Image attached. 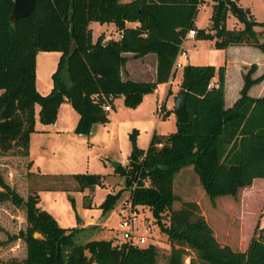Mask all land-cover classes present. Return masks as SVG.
<instances>
[{
  "label": "trees",
  "instance_id": "16d2710c",
  "mask_svg": "<svg viewBox=\"0 0 264 264\" xmlns=\"http://www.w3.org/2000/svg\"><path fill=\"white\" fill-rule=\"evenodd\" d=\"M233 2L212 0L208 26L196 28V0H34L30 12L13 24L10 0H0V154L28 157L36 105L39 122L47 125L54 122L58 105L68 102L77 114L73 131L78 134H87L93 123L107 122L119 97L123 106L136 107L144 94L173 77V62L189 29L195 39L213 40L215 48L245 44L264 53L261 34L254 30L264 28V22L255 21L248 9L234 11ZM229 14L241 28L225 27ZM91 22L112 23L118 37L104 41L99 34L92 41ZM37 51L59 53L46 94L35 87ZM127 52L135 57L154 54L152 81L122 78ZM252 68L243 74L239 97L225 108L224 66L183 65L176 95L185 91L186 120L175 122L173 132L152 133L144 149L136 147L133 132L126 165L114 168L124 177L131 205L147 208L166 235L167 264H264V225L238 251L216 240L196 202L183 200L172 208V180L184 166H191L210 200L225 195L235 199L254 178H264V96L247 94L260 80L251 78ZM213 78L217 87H207ZM70 177L79 191L102 184L99 174ZM118 193L106 194L101 207L109 208ZM37 196L34 191L23 198L0 175V203L23 206L25 221L22 230L7 238H21L24 254L4 264H156L152 243H76L77 228L59 226L36 206Z\"/></svg>",
  "mask_w": 264,
  "mask_h": 264
},
{
  "label": "rangeland",
  "instance_id": "374dc122",
  "mask_svg": "<svg viewBox=\"0 0 264 264\" xmlns=\"http://www.w3.org/2000/svg\"><path fill=\"white\" fill-rule=\"evenodd\" d=\"M239 2L241 6L249 7L254 19L264 21V0ZM211 3L212 0H206L198 8L193 21L196 28L208 26ZM233 3L239 7L237 0ZM234 24V17L229 14L225 19V27L233 29ZM90 27L94 39L102 31L105 35H109L112 30V25H101L97 22L91 23ZM183 46L186 55L177 59L182 66L188 63L217 65L223 63L226 51L224 48H215L213 40H194L185 37ZM58 56L59 53L55 51L36 52L35 87L41 94H46L51 87L50 75L56 67ZM147 56L141 62L146 63L144 64L146 71L150 72L147 66L152 64V59L150 55ZM130 58L127 57V65L131 63L128 65L131 71L142 72V69ZM180 75L181 67L175 69L169 90L166 83L160 84L154 92L144 94L140 103L134 108L123 106L122 98H117L114 102L115 110L109 111V120L105 123H93L87 134L73 131L77 114L68 102L58 105L54 122L47 125L39 122L36 105L35 131L29 136L28 157L10 152L0 154L1 177L23 198L36 191L38 195L36 206L39 209L48 212L59 226L77 228L74 234L76 243L83 244L88 240L96 239H111L113 243H119L120 233L114 228L118 220L117 210L126 199L128 188L124 185V177L118 171H114L111 163L118 162L121 167L126 165L131 148L129 137L133 132L136 147L144 149L152 133L162 136L175 131L172 103ZM142 78L148 79L150 75ZM166 112L167 115L162 117ZM72 173L102 175V184L90 190L79 191L75 181L70 177ZM173 178L172 191L176 199L172 203V208H176L186 197L183 183L195 187L197 180L191 168H183ZM261 187L257 193H249L245 198L243 215L238 214L239 192L235 199L225 195L219 196V200L215 202L209 200L204 191L202 192L206 198L201 197L198 189H192V197L199 201V211L202 212L220 244H226L233 250L243 251L248 240L257 233L256 227L259 226V222L264 223V217L260 218L264 212V182ZM116 193L118 195L111 206L103 209L101 204L106 194ZM222 198L226 199L222 201ZM217 208L220 211H217ZM166 219L163 213L162 222L165 224ZM132 224L134 235L147 236V243H152L156 247V264H167L168 240L154 223L150 211L145 207H137V216ZM147 224L150 227L149 231L145 230ZM24 226V207H15L8 201L1 202L0 264L11 258L16 260L22 258L23 240L7 238L16 235Z\"/></svg>",
  "mask_w": 264,
  "mask_h": 264
},
{
  "label": "crops",
  "instance_id": "0c3cea01",
  "mask_svg": "<svg viewBox=\"0 0 264 264\" xmlns=\"http://www.w3.org/2000/svg\"><path fill=\"white\" fill-rule=\"evenodd\" d=\"M239 1L240 0H237V3L239 4L238 6L243 8V9H248L251 17L254 19V17L252 16V14L250 12L249 7L241 6ZM254 20L257 22H264V21H260V20H256V19H254ZM234 22H235V24L233 26L234 27L233 29L241 28V24L235 18H234ZM91 23H93V22H91ZM91 23H89L90 30H91V27H90ZM103 24L112 25V30H110L109 35H105V33L103 31L101 33H99V34H102L104 41L108 40L110 38H117L118 37L119 33L115 30V27L112 23H103ZM254 30L258 34H261L259 36H261V40L264 41V28H260L259 26H255ZM189 38H193V37H189ZM91 39H92V41L95 40L93 38L92 34H91ZM193 39L196 40L195 38H193ZM183 41L180 44V46L185 50V48L183 46ZM224 50L226 52H225V56L223 58L222 64H218V65L217 64H195V63H188V64L212 65L214 67H218L220 65L224 66L223 104H224L225 108L230 107L234 103V101L239 97V92H240L241 87L243 85V74L246 73V71L249 69V67L251 65L253 66L252 71H251V78L260 77V80L257 81L256 83L252 84L249 87V89L247 90V94H248V96H250L252 98H259V97L264 96V53L255 46L245 45V44L230 45V46L225 47ZM123 55L126 56V61L124 63L122 71H121L122 78H127V79L135 80V81H152L154 79V77H155V63H156L154 54L147 53L143 56L135 57L132 53L127 52V53H123ZM147 55H150V57L152 59V64L147 66L148 69H150V72L146 71V68L144 66V64H146V63L141 62L146 57H148ZM185 55H186V50H185ZM185 55H179V56H185ZM179 56H177V59ZM127 57H131L130 60H133L134 64H136L138 67H140L142 69V72H137L135 70L131 71V67L128 66L131 63H129L127 65V62H128ZM181 67H182V65H181ZM145 75H150V78L143 79L142 76H145ZM172 78L173 77H170L168 79V81L165 82L168 85V90H169V86H170ZM212 80H216V79L213 78ZM165 83H161V84H165ZM159 85L160 84L157 85L155 90H157ZM176 91L173 93L172 110H173V105H174V99L176 97ZM114 110H115V108H114ZM173 114H174V112H173ZM107 118L109 120V113L107 115ZM76 120H77V118H76ZM174 121H175V118H174ZM28 153H29V147H28ZM189 167L191 168V166H189ZM189 167L185 166L183 168L184 169H190ZM183 168H181L175 175L180 173V171H182ZM196 180H197V186H195L196 188L194 186L193 187L189 186V184H186V182L183 183V185H185L184 193L186 194V197L184 198V200L194 201L199 206V201L197 200V198L192 197V195H193L192 189H195V190L198 189L199 193H201L202 198H206V196L203 195V192H202L203 190H201L202 188H200L201 186H199L200 184L198 183L197 176H196ZM263 182H264V178H254L249 186L243 187L239 190V196H238L239 200L238 201H239V205H240V210H239L238 214L242 213V215H243L242 208H243V202L245 201V198L247 196H249V193L254 194V193H257L259 189L261 190V188H262L261 185ZM218 197H215L213 200H215V202H217V200H219ZM225 199L222 198L221 200L223 201ZM218 210L219 209L217 208V211ZM262 217H264V212L260 218H262ZM263 225H264V223L261 224L259 222L258 228H261Z\"/></svg>",
  "mask_w": 264,
  "mask_h": 264
},
{
  "label": "built area",
  "instance_id": "2783aa9c",
  "mask_svg": "<svg viewBox=\"0 0 264 264\" xmlns=\"http://www.w3.org/2000/svg\"><path fill=\"white\" fill-rule=\"evenodd\" d=\"M206 0H196V7L197 9L205 2ZM194 29H189L185 37H193L194 35ZM179 55H185V50L180 46L179 50L177 52V55L175 57V60L173 62V69H177L181 67V64L177 60V56ZM207 87H217L216 80H211ZM105 110H109L108 106H104ZM118 220L115 226V230L119 231L120 233V242H125L131 246H142L147 243V236H144L142 234L134 235L132 233L133 229V220L137 216V207L132 206L130 203V200L124 199L121 203L119 209L117 210ZM145 230L149 231L150 227L149 224L145 226ZM134 238V240H132Z\"/></svg>",
  "mask_w": 264,
  "mask_h": 264
},
{
  "label": "water",
  "instance_id": "95a60500",
  "mask_svg": "<svg viewBox=\"0 0 264 264\" xmlns=\"http://www.w3.org/2000/svg\"><path fill=\"white\" fill-rule=\"evenodd\" d=\"M10 2L12 4V10L9 15V21L11 24H13L16 18L24 17L30 12L34 0H10ZM231 7L234 11L238 10L234 3L231 4ZM184 95L185 91L182 90L176 95L174 99L173 112L175 122L178 123H182L186 120V114L184 110ZM111 164L113 168H116L120 165L118 162H112Z\"/></svg>",
  "mask_w": 264,
  "mask_h": 264
}]
</instances>
